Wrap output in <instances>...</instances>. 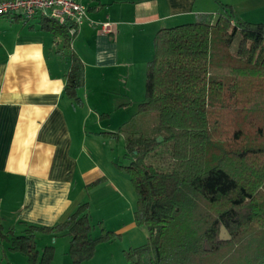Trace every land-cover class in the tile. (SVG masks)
Masks as SVG:
<instances>
[{
	"label": "trees",
	"instance_id": "1",
	"mask_svg": "<svg viewBox=\"0 0 264 264\" xmlns=\"http://www.w3.org/2000/svg\"><path fill=\"white\" fill-rule=\"evenodd\" d=\"M213 1L223 13L157 32L145 101L106 133L125 138L116 168L136 190L135 223L147 232L145 244L124 252L130 264H264V24L236 21L232 6ZM40 24L60 40L70 60L65 91L82 106L77 33L68 23ZM100 225L93 237L88 202L54 227L27 225L19 236L0 218V245L28 264H52L54 246L40 253L36 234L67 236L74 264H83L121 239ZM223 226L230 241L220 240Z\"/></svg>",
	"mask_w": 264,
	"mask_h": 264
},
{
	"label": "crops",
	"instance_id": "2",
	"mask_svg": "<svg viewBox=\"0 0 264 264\" xmlns=\"http://www.w3.org/2000/svg\"><path fill=\"white\" fill-rule=\"evenodd\" d=\"M79 1L89 12L72 44L85 66L82 106L66 94L70 60L60 40L42 30L41 21L0 17V218L6 231L22 235L27 225L54 227L88 202L97 223L124 241L138 228L135 216L123 222L125 213L135 214L138 198L116 168L125 138L106 133H117L145 101L146 92L135 90L146 82L157 32L223 10L213 0ZM220 2L233 7L236 21L264 24V0ZM105 22L114 33L102 31ZM97 181L102 182L89 188ZM113 217L122 224L116 226ZM66 237L39 232L37 246L61 240L67 247ZM107 244L98 247L95 260ZM138 246L123 248V257ZM0 264L25 261L5 242Z\"/></svg>",
	"mask_w": 264,
	"mask_h": 264
},
{
	"label": "built area",
	"instance_id": "3",
	"mask_svg": "<svg viewBox=\"0 0 264 264\" xmlns=\"http://www.w3.org/2000/svg\"><path fill=\"white\" fill-rule=\"evenodd\" d=\"M88 7L79 0H0V17L20 16L26 21L51 19L73 26L74 35L88 20ZM95 24V23H92ZM106 34L114 33L109 22L101 24Z\"/></svg>",
	"mask_w": 264,
	"mask_h": 264
},
{
	"label": "rangeland",
	"instance_id": "4",
	"mask_svg": "<svg viewBox=\"0 0 264 264\" xmlns=\"http://www.w3.org/2000/svg\"><path fill=\"white\" fill-rule=\"evenodd\" d=\"M24 21H26V19H24ZM35 21H38V20H30L28 22H35ZM234 49H235V47H234ZM140 90H141V92L143 90V94H145L146 82L143 86V89L137 88L135 90V92L140 91ZM137 106H139V104ZM120 147H121L120 152L123 153L124 144L122 143V141H121ZM122 162L124 163V160H122ZM135 192H136V190H135ZM136 197H137V193H136ZM90 212H91V210H90ZM91 216H92V223L95 226V231L93 232V237H97V236L101 235V232H102V228H101L100 223L102 224V227L104 229H106L107 227L104 226L105 223L103 221L97 223L98 219H99V217H98L99 215H97V213H95V215L91 214ZM130 216L134 217V213H132V215H130L127 212L123 216V222H125V224H128V220H129ZM108 217H109L108 215L105 216L106 219H108ZM114 218L115 217H113V222H114V224H116V226H118L119 224H122L120 220L114 221ZM116 228H118V227H116ZM107 231H110V230H107ZM112 232H114V231H112ZM66 238H68V240H69V245L67 247H66V245L63 244V242H61V240L56 245H55L54 241H52V244L49 245V246H54V248H55V254H54L52 264H74L73 259L69 253L70 239H69V237H66ZM36 242H37V240H36ZM146 242H147L146 230L141 229V228H136L135 231L130 232L129 234L126 235V238L124 239V241H121L120 239H118L115 242H112V243L109 242L107 245L102 246L101 251H100V255L98 256L97 260L92 259L93 261L90 260V261H87L83 264H102L103 260H105L106 264H130L129 262L126 261L125 257H123V254H122L123 248H125L126 246H129L130 244H132L133 246H138V245L145 244ZM47 246L48 245H41L40 244V246L39 247L37 246V247H38V250L40 251V253H42V250ZM105 248H107V249L105 250ZM97 250H98V248H97ZM102 253H103V255H102ZM96 255H97V252H96ZM96 255H95V257H96ZM23 259L25 261V264H28L27 259L25 257H23Z\"/></svg>",
	"mask_w": 264,
	"mask_h": 264
},
{
	"label": "water",
	"instance_id": "5",
	"mask_svg": "<svg viewBox=\"0 0 264 264\" xmlns=\"http://www.w3.org/2000/svg\"><path fill=\"white\" fill-rule=\"evenodd\" d=\"M220 240L221 241H230L231 240V236L224 226L221 228ZM208 249H209V247H208Z\"/></svg>",
	"mask_w": 264,
	"mask_h": 264
}]
</instances>
